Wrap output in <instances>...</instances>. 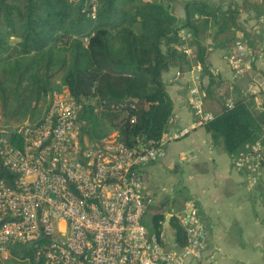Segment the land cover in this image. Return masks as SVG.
I'll use <instances>...</instances> for the list:
<instances>
[{
	"label": "trees",
	"instance_id": "obj_1",
	"mask_svg": "<svg viewBox=\"0 0 264 264\" xmlns=\"http://www.w3.org/2000/svg\"><path fill=\"white\" fill-rule=\"evenodd\" d=\"M256 2L223 9L211 0H186L185 18L179 20L165 0H0V114L9 126L0 136L13 134V123L42 119L61 80L79 101L89 100L82 112L89 141L112 132L129 146L159 140L174 110L163 74L188 61L182 45L192 47L202 75L210 77L206 96H212L217 81L210 48L241 39L236 33L241 9H254L256 21L264 14V0ZM182 29L190 33L186 40ZM205 127L236 158L248 152L264 133V90L224 107ZM0 169L6 173L1 162ZM150 207L147 228L160 233L165 215L157 204ZM171 227L183 245L178 217Z\"/></svg>",
	"mask_w": 264,
	"mask_h": 264
},
{
	"label": "built area",
	"instance_id": "obj_2",
	"mask_svg": "<svg viewBox=\"0 0 264 264\" xmlns=\"http://www.w3.org/2000/svg\"><path fill=\"white\" fill-rule=\"evenodd\" d=\"M96 5L90 14L96 16ZM257 24L264 26V14ZM186 40L190 33L181 34ZM190 56L192 47L182 45ZM224 58L247 72L256 52L243 39ZM200 68V67H199ZM39 121H25L0 136V264H203L209 230L201 205L185 201L178 216L186 239L167 247L163 232L150 231L144 213L155 203L144 166L166 156V146L214 118L204 108L206 91L190 88L191 125L157 140L129 146L112 132L100 141L83 136L85 104L61 82ZM251 82L247 93L264 90ZM94 102V99L91 102ZM234 107V100L225 108ZM252 187L264 166V133L234 161Z\"/></svg>",
	"mask_w": 264,
	"mask_h": 264
},
{
	"label": "crops",
	"instance_id": "obj_3",
	"mask_svg": "<svg viewBox=\"0 0 264 264\" xmlns=\"http://www.w3.org/2000/svg\"><path fill=\"white\" fill-rule=\"evenodd\" d=\"M165 1L179 20L185 18L186 0ZM211 1L226 9L231 4L242 5L244 0ZM187 33V29L180 30V34ZM236 33L253 47L256 58L241 74L224 58L234 49V42L210 48V69L217 82L210 87L213 94L206 96L204 108L213 115L224 109L230 99L247 97L249 83H264V26L257 24L254 9H241ZM187 59L163 74L174 105L172 130L189 126L194 120L190 88L198 85L206 91L210 83V77L202 75L193 56ZM254 99V107H258V96ZM235 159L213 141L204 125L170 141L165 157L144 166L146 186L155 196L154 204L165 215L162 232L168 248L176 241L171 219L182 214L186 199L192 197L199 201L209 230L210 244L203 264H264V166L258 182L251 187L246 173L235 167ZM168 214L172 216L166 223Z\"/></svg>",
	"mask_w": 264,
	"mask_h": 264
},
{
	"label": "rangeland",
	"instance_id": "obj_4",
	"mask_svg": "<svg viewBox=\"0 0 264 264\" xmlns=\"http://www.w3.org/2000/svg\"><path fill=\"white\" fill-rule=\"evenodd\" d=\"M59 82H61L62 83V81L61 80H57V83H59ZM63 84V83H62ZM40 107H42V106H40ZM28 120V118L27 119H24L23 121H27ZM19 123H21V122H19ZM16 124L19 126L20 124H18V123H13V127H12V129L13 128H16L17 126H16ZM1 128H4V130L6 131V129H8L9 128V126L7 125V124H5V122H4V119L2 118V116H1V114H0V129ZM4 130H2V131H4ZM7 136V135H6ZM177 209H176V207L173 209V211H176ZM143 221H144V223L146 224V225H151L152 224V207H150L145 213H144V215H143Z\"/></svg>",
	"mask_w": 264,
	"mask_h": 264
},
{
	"label": "water",
	"instance_id": "obj_5",
	"mask_svg": "<svg viewBox=\"0 0 264 264\" xmlns=\"http://www.w3.org/2000/svg\"><path fill=\"white\" fill-rule=\"evenodd\" d=\"M171 216H172L171 214H168L166 216V221H165L166 223H169L170 222Z\"/></svg>",
	"mask_w": 264,
	"mask_h": 264
}]
</instances>
